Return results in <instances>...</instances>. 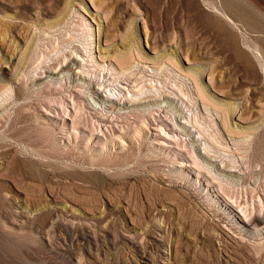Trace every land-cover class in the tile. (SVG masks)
I'll return each mask as SVG.
<instances>
[{
    "label": "rangeland",
    "instance_id": "374dc122",
    "mask_svg": "<svg viewBox=\"0 0 264 264\" xmlns=\"http://www.w3.org/2000/svg\"><path fill=\"white\" fill-rule=\"evenodd\" d=\"M91 1L0 0V80H11L14 92L20 86L27 95L13 103L12 92V107L0 113V139L16 110L30 102L37 110H24L32 114L29 125L52 126L53 132L50 148L7 138L20 156H0V264H152L153 253L154 264H202L203 258L210 264H264V227L249 229L242 216L255 205L264 210V0H230L229 6L224 0ZM83 33L93 35L91 48ZM131 45L144 59L134 60V74L122 76L108 56ZM238 50L252 58L253 71ZM72 52L81 58L79 68L59 75ZM169 56L183 70L203 72V88L225 111L230 131L217 107L199 98L173 64L156 70L153 61ZM112 66L117 72L108 70ZM147 71L162 83V103H133L124 90V106L111 110L119 102L108 99L110 90L142 89ZM56 148L62 157L54 159L49 154ZM92 156L113 162L100 168L78 163ZM48 162L104 177L71 181ZM230 198L243 206L222 215ZM193 219L211 229L193 230ZM208 233L216 236L218 260L208 247L200 255ZM225 243L229 252H223ZM245 254L256 261L246 263Z\"/></svg>",
    "mask_w": 264,
    "mask_h": 264
},
{
    "label": "bare ground",
    "instance_id": "6f19581e",
    "mask_svg": "<svg viewBox=\"0 0 264 264\" xmlns=\"http://www.w3.org/2000/svg\"><path fill=\"white\" fill-rule=\"evenodd\" d=\"M29 1H31V0H29ZM21 2V1H20ZM91 2H93V4H95L96 5V1L95 0H92ZM106 2V0H102L99 4H100V6H103V4ZM224 2L226 3V5L227 6H229L230 5V0H224ZM8 3V2H7ZM27 3V2H26ZM32 3H34V2H32ZM31 3V4H32ZM69 4V3H68ZM34 6V5H33ZM246 6V5H245ZM214 9V8H213ZM65 10H67V9H65ZM70 11V10H69ZM105 11V10H104ZM108 12H111L110 10H107ZM66 12V11H65ZM68 12V11H67ZM69 13V12H68ZM75 13V12H74ZM70 14V13H69ZM19 17V16H18ZM63 17V16H62ZM66 17H67V13H66ZM15 18V17H14ZM21 18V17H20ZM63 19V18H62ZM216 19V18H215ZM67 20V19H66ZM65 20V22H67ZM222 20V19H221ZM220 20V21H221ZM56 22V21H55ZM11 23V22H10ZM3 24V23H2ZM63 24V23H62ZM61 24V25H62ZM5 25V24H4ZM53 26V25H52ZM59 26V25H58ZM66 26V25H65ZM70 26V25H69ZM50 25H47L46 26V28H48L49 30H50ZM54 27V26H53ZM63 27V26H62ZM45 28V29H46ZM218 28V27H217ZM41 29V28H40ZM3 30V29H2ZM43 30V29H42ZM52 30V29H51ZM242 30V29H241ZM4 31V30H3ZM42 32V31H41ZM65 32V31H64ZM92 32V31H91ZM216 32V31H215ZM8 34H10L9 32H8ZM84 34V33H83ZM234 34V33H233ZM5 35H7V30H6V33L4 32V34H3V36H5ZM1 36V35H0ZM47 37V36H46ZM72 37V36H71ZM90 37H93V35H89L88 33H85L84 34V41H86V44L91 48L93 45V43L91 42V40H89L90 39ZM81 38V34L79 33V32H75L74 33V38L73 39H75L76 41H78L79 39ZM232 38V37H231ZM228 42V41H227ZM235 42V41H234ZM239 42V41H238ZM138 44V43H137ZM238 44V43H237ZM75 45H76V43H75ZM92 45V46H91ZM139 45V44H138ZM29 48V47H28ZM139 48V47H138ZM242 48V47H241ZM237 49V48H236ZM90 50H92V49H90ZM126 50V49H125ZM73 51V50H72ZM118 51V50H117ZM239 51V50H238ZM55 52V51H54ZM75 52H72V54L70 55V56H67V57H69V58H71V61H69L66 65H63V63H62V60L61 61H59V64H57V65H60V63H61V65H63V67H62V69L60 70V72L58 73L59 75L62 73H65L66 71H70L71 69L70 68H72L74 65H78V67H76V69H78L79 68V63H80V59H78V56H79V54L78 53H75ZM87 53H89V52H87ZM103 53V52H102ZM70 54V53H69ZM238 55H239V57L242 59V60H244L245 61V67H246V69L248 70V71H253L254 70V62L249 58L250 56H248V54L245 52V51H239L238 52ZM237 55V56H238ZM100 56H101V54H100ZM105 56V55H104ZM67 57H65V61H66V59H67ZM108 57H111L112 59H114L115 60V62H113V65H115L116 67H117V69H118V73L117 74H120V75H122V76H125V75H127V74H134V71L136 70V65L134 64L135 62H134V60H142V59H144V56L142 55V53L138 50V49H136V48H134L133 47V45H131L129 48H128V50L125 52V53H120L119 55H117L116 53L115 54H113V55H109ZM28 59V58H27ZM83 59V58H82ZM88 59V58H87ZM68 60V59H67ZM70 60V59H69ZM113 60V61H114ZM176 60V59H175ZM24 61V60H23ZM107 61V60H106ZM166 61H168V62H170L171 64H173V66H175L176 67V69H178L180 72H181V76L182 75H184V77H186L187 79H189L194 85H195V89H196V93H198L199 94V98H201L203 101H205V102H207V105H213V107L215 106V107H217V110H218V113H221L220 115H222V125H223V127L226 129V130H228V131H230V129H229V126H228V121H227V115H226V113H225V111L222 109V108H220V106H218L217 104H215L214 102H212V100H210L209 98H208V96H207V94H206V91L204 90V88H203V85H202V83H201V77H202V73H199L200 75H198L196 72H195V70L194 71H187V70H183L181 67H180V65H179V63H177V62H175L174 61V59L172 60L171 58H170V56H169V58L168 57H163V58H161V59H156V60H154L153 61V63H154V65L155 66H157V68H156V70H160V69H162V67H163V65H164V63L166 62ZM7 62V61H6ZM5 62V63H6ZM46 62V61H45ZM64 62V61H63ZM94 62V61H93ZM25 63V62H24ZM65 64V63H64ZM17 65V64H16ZM103 65V64H102ZM139 65V64H138ZM153 65V64H152ZM84 66V65H83ZM87 66V65H86ZM100 66V65H99ZM15 67V66H14ZM39 67V66H38ZM38 67H37V69H38ZM53 67V65L51 66L50 65V70L52 71V70H54V68H52ZM55 67V66H54ZM89 67V66H88ZM98 67V66H97ZM211 67V66H210ZM99 68V67H98ZM101 69L103 68L102 66L100 67ZM104 68H106L105 66H104ZM103 68V69H104ZM56 69V68H55ZM74 69V68H73ZM90 69V68H89ZM94 69V68H93ZM93 69H91V70H93ZM151 69V68H150ZM108 70L110 71H112L113 72V70L114 71H116L114 68H113V66L111 67V68H108ZM18 71V70H17ZM98 71H100V70H98ZM103 71V70H102ZM48 72V71H47ZM86 72V71H85ZM117 72V71H116ZM150 72L151 71H147L146 73H147V75H142L143 76V79H144V82H145V86L142 88V89H139V88H141L140 86H138L139 88H137L136 89V92H134V91H132V90H130V89H126V88H124V87H121V89H118L117 91H118V93L117 92H113L112 90H110V92H111V94L112 95H114L113 97L112 96H109L108 97V99L109 100H113V101H115V102H119V105L118 106H113V107H110V109L111 110H113V111H116V110H118L119 109V107L120 106H124V104H122L123 103V100H124V98L126 97V94H124V90H126V91H129L128 92V94H130V96H131V101H133V103H142V102H145V101H147V100H154V99H157L156 101V103L158 104V105H160V103H162V102H160L161 100H158V98H161V97H163L164 96V90H163V88L161 87L162 86V83H160L161 84V86H159L160 84H158V82H157V80H155V79H153V78H150L151 77V75H150ZM211 72V71H210ZM46 73V72H45ZM78 73V72H77ZM94 73V72H93ZM105 73V72H104ZM259 73V72H258ZM46 74H48V73H46ZM57 74V75H58ZM90 74H91V72H90ZM89 74V75H90ZM95 74V73H94ZM97 74V73H96ZM100 74H103L102 72L100 73ZM114 73H111V75H113ZM136 74V73H135ZM144 74V73H143ZM173 74V73H172ZM177 74H179L178 72H177ZM120 75H118V76H120ZM139 75V74H138ZM95 76V75H94ZM117 76V79L119 78ZM121 76V77H122ZM132 76V75H131ZM210 76V75H209ZM48 77V76H47ZM46 77V78H47ZM98 77V76H97ZM213 77V76H212ZM34 78V77H33ZM36 78V77H35ZM106 78H107V76H106ZM181 79H182V77H181ZM32 80V82H33V79H31ZM30 80V81H31ZM107 80V79H106ZM111 80V79H110ZM142 81V80H141ZM115 83V82H114ZM119 82H117V84H118ZM140 83V82H139ZM183 83V82H182ZM12 84H14V83H12V81L11 80H6V81H3V79L2 80H0V113L1 112H4V111H9V107L12 105L11 103H9V101H10V98H11V94H12V92H14V88H13V86H12ZM107 84H109V83H107ZM113 84V83H112ZM136 84H138V82H136ZM176 84V83H175ZM185 84V83H184ZM22 85H26V84H22ZM35 85V84H34ZM141 85V84H140ZM142 85H143V83H142ZM177 85V84H176ZM179 85V84H178ZM177 85V87L178 88H180V90H181V94L183 95L182 97H181V99H183V100H187V98L185 97V96H187V94H185L183 91H182V89H181V87H179ZM102 86V85H101ZM112 86V85H111ZM175 86V85H174ZM133 87V86H132ZM137 87V86H136ZM135 87V88H136ZM107 88H109V86L108 85H105V88L104 89H107ZM116 88V87H115ZM134 88V87H133ZM115 90V89H114ZM178 90V89H177ZM179 91V90H178ZM25 91H24V89H23V87H18V88H16L15 89V97H16V99H15V101L13 102V103H15L17 100H22L24 97H25V93H24ZM47 91H45L44 93H46ZM167 92V91H166ZM176 92V91H175ZM93 93H94V95H96V96H98L99 98H102V96L100 95V93H99V91H97L96 90V88H93ZM169 94V93H168ZM171 94V93H170ZM197 94V95H198ZM121 95L123 96V97H121ZM178 95V94H177ZM27 96V95H26ZM107 96V95H106ZM165 96H166V94H165ZM190 97V96H189ZM27 98V97H26ZM191 99V98H190ZM13 101V100H12ZM130 101V102H131ZM192 101V100H191ZM108 102H110V101H108ZM112 102V101H111ZM114 103V102H113ZM146 103V102H145ZM206 104V103H205ZM192 105V104H191ZM14 106V105H13ZM185 106H187V105H185ZM210 106V107H211ZM12 107V106H11ZM36 107V108H35ZM26 108H32V109H34V110H37V105H36V103L35 102H30V103H27V104H25V105H23L22 107H20V108H18L17 110H16V113H17V117L14 119V121L12 122V124H10V126L8 127V129H7V131L4 133V137L6 138V139H0V156H3V155H5V154H8L9 152H13L14 153V158H16V157H19L20 156V150H16V146L12 143V142H10V141H8L7 140V138H9V137H11L12 139H14L16 142H18V143H21V144H28V145H30V146H35V145H40L41 146V148H46V147H48V148H50L49 147V145L50 144H48V141H50V139H53V132L51 131L52 129V126L51 127H46V126H43V127H37L36 126V124L35 125H33L32 123H31V125H29V123H30V121H29V123H28V118L30 117L31 118V115L32 114H29V113H27V112H25L24 110L26 109ZM124 109H126L127 107H123ZM191 109V108H190ZM214 110V109H213ZM192 111V110H191ZM234 112V111H233ZM197 116V115H196ZM103 118V117H102ZM198 118V117H197ZM32 119V118H31ZM109 120H110V117L108 118H104V122H109ZM192 120V119H191ZM196 120V119H195ZM199 120V119H198ZM2 121V120H1ZM34 121H36V120H34ZM18 122V123H17ZM1 123V122H0ZM21 123H24L25 124V126H20L21 125ZM37 123V122H36ZM183 123H185V122H183ZM2 124V123H1ZM50 124V123H49ZM52 124V123H51ZM193 127H195L196 128V126H195V124L193 125ZM194 128V129H195ZM198 128V127H197ZM143 129L142 128H138L137 130H136V134L137 135H140L141 134V132H143L142 131ZM231 131H233V130H231ZM200 134H202L201 132H200ZM94 135V134H93ZM203 135V134H202ZM99 136V135H98ZM142 136V135H141ZM134 137H136V136H134ZM215 142H217V141H215ZM215 144V143H214ZM219 144V143H218ZM53 145V144H52ZM213 145V144H212ZM38 147V146H37ZM214 147V146H213ZM223 147V146H222ZM40 148V147H39ZM55 148V147H54ZM61 149V148H60ZM216 149V148H215ZM51 150V149H50ZM219 152H220V149L218 150ZM59 151H58V149L56 148V149H54L53 150V152L51 153V154H49V156H51V157H53L54 159L55 158H59L61 155H59V153H58ZM232 152H234V151H232ZM263 152V151H262ZM75 154H77V153H75ZM226 154V153H225ZM229 154V153H228ZM234 154V153H233ZM231 155V154H230ZM229 155V156H230ZM77 156H79V155H77ZM131 156V155H130ZM235 156V155H234ZM62 157V156H61ZM132 157V156H131ZM232 158V157H231ZM243 158V157H242ZM22 159H28V160H30V161H33L34 159H33V157H23ZM263 159V158H262ZM125 160V159H124ZM129 160V158H127V160L126 161H128ZM35 161V160H34ZM39 161V160H38ZM126 161L125 162H123V161H121V160H119V163L120 164H122V163H126ZM37 162V161H36ZM110 162H113V159H99V157H95V156H92V157H90L89 159H87V158H83V160H81V158H80V160H78V163H80V164H84V165H86V166H88V167H108L109 165H110ZM130 162V161H129ZM228 163V162H227ZM227 163H226V165H227ZM230 165V164H229ZM45 166L46 167H48V168H52V170H54V169H59V170H61L62 172H61V175H63V176H61L58 172H55L58 176H61V177H63V178H66V179H69V180H71V181H74V180H82V181H85L86 180V177H88V176H94V177H99L100 179H102L104 176H103V174L100 172V171H97V170H93V171H91V170H83V169H80V168H71V167H69V166H66V165H62V164H58L57 162H55V163H53V162H48V163H46L45 164ZM180 166H188V165H180ZM125 167V166H124ZM233 167V166H232ZM54 168V169H53ZM226 169H228V168H226ZM221 170H223L224 171V168L223 169H221ZM241 170V169H240ZM5 171V170H4ZM7 171V170H6ZM32 172V171H31ZM51 172V171H50ZM4 174V173H3ZM52 174V173H51ZM53 175V174H52ZM55 175V174H54ZM106 176V175H105ZM56 178V177H55ZM60 178V177H59ZM108 178V177H107ZM31 179V178H30ZM70 183V182H69ZM263 184H264V182H263ZM70 185V184H69ZM73 188V187H72ZM70 189V188H69ZM68 189V190H69ZM254 190V189H253ZM224 192V191H223ZM222 191H221V193H223ZM71 195V194H70ZM228 195V194H227ZM233 195H234V193H233ZM238 195V194H237ZM247 196H248V194H247ZM228 197V196H227ZM232 197V196H231ZM239 197H240V195H239ZM250 197V196H249ZM235 198V197H234ZM243 198H244V196H243ZM259 198V197H258ZM237 199H239V198H237ZM236 199V200H237ZM250 199V198H249ZM260 199V198H259ZM259 199H258V201H259ZM229 200V202L231 203V205L229 204V205H226V207L227 208H225L226 210H229L228 212L227 211H225V212H223V214L222 215H224V214H229V213H233L234 212V210H232L231 208H233L234 209V207L235 208H242V206H243V204H240V206H237V203H238V201H237V203H235V202H232V200H231V198L230 199H228ZM246 200H248V198L246 197ZM255 200V199H254ZM242 201H245V200H242ZM251 201V200H250ZM181 202V201H180ZM240 202V201H239ZM253 202V201H252ZM183 203V202H182ZM245 203V202H244ZM247 203V202H246ZM260 203H262L263 204V209H264V201H263V199H261L260 200ZM251 204V203H250ZM247 205V204H246ZM254 205V204H253ZM256 207H258V206H256L255 205V207H254V210H252V211H244V209L242 210V216L245 218V219H243V223L245 224V227L247 226L249 229H253V230H260L261 228H263L264 227V210H257L256 209ZM252 208H253V206H252ZM261 208V207H260ZM185 210V209H184ZM181 211V210H180ZM240 215V214H239ZM242 216H241V219H242ZM192 223H193V230H194V228H196V229H204V230H206V231H208V230H210L211 229V225H210V223L209 222H203V221H199V220H196V219H193L192 220ZM186 224V223H185ZM191 226V227H192ZM238 228V227H237ZM192 231V230H191ZM196 232V231H195ZM195 235V234H194ZM215 239H216V236L214 235V234H212V233H208V234H206V236H205V238H204V240L201 242V244H202V248H201V250H200V255H201V252L202 251H204L205 249H206V247H208L210 250H212L213 251V249L215 248V245H214V241H215ZM195 243V242H194ZM196 244V243H195ZM198 245V244H197ZM195 246V245H194ZM222 247H223V252L225 251V252H229V244H227V243H225V244H223V245H221ZM254 246V245H253ZM262 246V245H261ZM188 247V246H187ZM190 247V246H189ZM193 248V247H192ZM178 249H179V247H178ZM217 249V248H216ZM255 249H257V248H255ZM197 250H199V249H197ZM189 251V250H188ZM257 251H258V249H257ZM236 252V251H235ZM195 253H197V252H195ZM208 253V252H207ZM190 254V253H189ZM221 254V252L219 253V251L218 250H214L213 251V257L215 258V259H217L218 257H219V255ZM259 254V253H258ZM193 255V254H192ZM211 256V257H212ZM151 257H152V264H154L155 263V261H156V256L154 255V253L151 255ZM241 257V256H240ZM244 257L246 258V260L247 261H245L246 263L248 262H251V261H256L255 259V256L254 257H252V256H250V254L248 255V254H245L244 255ZM259 257V256H258ZM264 257V256H263ZM147 258V257H146ZM181 258H182V256H181ZM200 258H203L202 256H200ZM209 258H210V256H209ZM244 258V259H245ZM213 259V258H212ZM261 259V258H260ZM180 260V259H179ZM192 260V259H191ZM211 260V259H210ZM218 260V259H217ZM203 263L202 264H210L211 262L209 261V260H206L205 258H203ZM212 261H215V260H212ZM242 261V260H241ZM240 261V262H241ZM177 262V261H176ZM243 262V261H242ZM263 263V262H262ZM179 264V263H178ZM213 264V263H212ZM219 264V263H218ZM223 264V263H222ZM258 264H259V262H258Z\"/></svg>",
    "mask_w": 264,
    "mask_h": 264
}]
</instances>
